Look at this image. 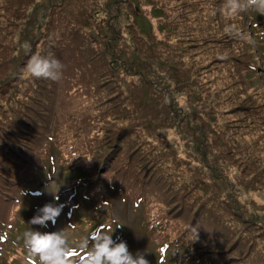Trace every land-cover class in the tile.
Returning a JSON list of instances; mask_svg holds the SVG:
<instances>
[{"label":"rangeland","instance_id":"374dc122","mask_svg":"<svg viewBox=\"0 0 264 264\" xmlns=\"http://www.w3.org/2000/svg\"><path fill=\"white\" fill-rule=\"evenodd\" d=\"M12 1L19 9L13 35L20 31V47L44 24L61 33L75 26L90 45L92 66L79 60L74 75L47 82L48 94L36 98L28 97L26 79L21 91L1 88L0 133L31 114L27 103L47 102L53 93L60 95L63 114L47 133L55 144L44 166L49 180L11 213L0 207V236L2 222L13 223L0 264H39L24 245L30 229L64 231L78 259L85 240L91 250L89 233L106 216L105 234L120 232L134 254L144 252L149 264H159L152 253L157 242L144 221L155 208L179 232L194 231L187 247L166 262L181 264L192 251L197 260L205 254L215 264H264V14L244 0L233 15L227 13L233 0ZM64 20L66 29L59 27ZM93 63L100 65L96 73ZM94 158L103 162L97 165L101 172L107 166L134 170L131 180L146 186L148 204L135 207L121 192L102 190L99 181L89 205L78 201L69 190L70 167L79 161L86 167ZM50 202L65 205L56 224L30 225Z\"/></svg>","mask_w":264,"mask_h":264},{"label":"trees","instance_id":"16d2710c","mask_svg":"<svg viewBox=\"0 0 264 264\" xmlns=\"http://www.w3.org/2000/svg\"><path fill=\"white\" fill-rule=\"evenodd\" d=\"M236 2L240 4L242 0H236ZM17 5L18 4L12 0H0V12L5 13L4 15H0V18L7 16L13 19H0V92L1 88L5 90L8 86L16 89L18 88V91H21L23 89V84L28 81L29 87L27 88V92H31V95L28 97L36 98L38 97V93L43 92L45 95L48 94L47 82L57 83L60 79L64 80L70 75H74L76 73V68L73 64L79 60L87 61V68L90 69V65L92 66V64L86 52L87 46L90 47V45L82 34V31L75 26H71L67 31L61 33L62 30L59 32L56 29H50L51 26L47 27V25L44 24V31H42L43 35H41L42 32L40 35L38 33L33 34V37L32 32L26 34L23 39L26 47H20L17 42L20 31L17 35H13L14 26L17 24V20H19L16 19L19 16ZM20 13H24V11H20ZM65 24L66 20H64L63 23H59V27H64L66 29L67 26ZM77 53L82 55L79 59L76 58ZM33 56L59 60L63 65L61 78L57 81H53L31 76L26 71V66ZM93 67L94 73L98 72L100 69V65L97 66L95 63H93ZM247 67L249 66H246V68ZM15 83H20L19 87H16ZM35 94L36 96H34ZM59 98L60 95L53 93V95L47 99V102L39 98L35 99L36 101L27 103L26 106L28 105V108L31 109V114H28L27 117L24 118L26 121L24 122V119H22L18 126L15 121V128H9L6 129L5 132L0 133V207L3 205L8 206L13 203L12 192L15 186H18V183L22 185L27 184V187H31L34 184L40 183L46 177L44 173V164L51 156L50 148L55 145L54 140H52V137L47 133L50 130L52 120L59 118V114H63L61 106L59 105ZM35 102L37 104H34ZM2 117L1 115V118ZM101 162V159L94 158L93 163H89L86 167L81 165V161L76 163L74 167L68 165L70 167L69 172L74 173V175H71L75 181H81L83 183L81 185L84 187V192H81V194L84 193L86 199H89L90 190L93 189L94 183L99 181L101 186H104V188L108 189L111 193L121 192L135 202L141 204L146 202V204H148L149 197L144 193L148 192L146 186H144V184L140 186V183H136L133 179L131 180V175L133 174V177L135 176L134 170L130 172L128 168L124 169V167L127 166H111V168L107 166L104 168L105 171L101 172L97 169L98 164H100L99 168H101ZM71 186L75 187V184ZM104 197L106 198V194ZM185 203L186 210L184 214L185 217H189L190 212L187 209L191 205L187 201H185ZM192 207L195 206L192 205ZM155 209L157 213L153 212L152 209L145 216V230H147L146 233H150L149 238L155 239L157 242L154 248L152 246V253H155L156 257H159L160 263L170 264L166 262L167 258L172 256V252L177 253L179 249L183 250L184 244H186L184 246L185 249L188 245L187 241L194 234V231L179 232L171 225L169 216L164 214L159 208ZM14 219H16V217H14L13 220ZM163 220L165 221L164 223ZM9 221L7 225H4L5 228L3 233L6 235H11L12 232L11 226H13V223H9ZM157 231H160L163 236L159 237V234L156 233ZM173 236L174 238H172ZM113 239L119 242V240H123L124 237L120 234ZM231 243L233 250V247H235L234 244H236L237 241ZM129 251L134 253L133 248L130 246ZM165 253H167V256L162 262ZM185 254V259L179 260L181 264L188 261V258L191 260L190 264L216 263H212L209 255L204 254L197 260V252L191 251Z\"/></svg>","mask_w":264,"mask_h":264},{"label":"clouds","instance_id":"9594fccd","mask_svg":"<svg viewBox=\"0 0 264 264\" xmlns=\"http://www.w3.org/2000/svg\"><path fill=\"white\" fill-rule=\"evenodd\" d=\"M248 3L259 9L264 14V0H248ZM241 5L233 0L227 8L229 15L236 14ZM63 65L54 58H42L33 56L26 66V71L35 78H44L57 81L62 76ZM48 191V190H47ZM52 194L56 201L58 197ZM41 193H37L40 195ZM64 204L57 202L46 203L37 210L29 221L30 225L46 227L47 222L55 225L62 215ZM24 245L29 253L38 257L39 264H149L144 252L132 253L126 241L113 239L112 235L105 234L104 230L97 229L90 237L92 248L89 251V240H85L81 247L85 252L75 258L70 248L67 233L45 232L27 230L23 234Z\"/></svg>","mask_w":264,"mask_h":264}]
</instances>
